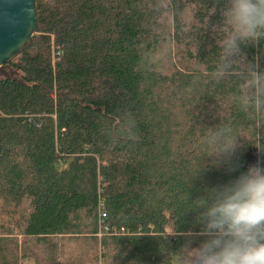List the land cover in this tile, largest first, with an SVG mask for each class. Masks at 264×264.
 I'll return each instance as SVG.
<instances>
[{"label": "trees", "instance_id": "16d2710c", "mask_svg": "<svg viewBox=\"0 0 264 264\" xmlns=\"http://www.w3.org/2000/svg\"><path fill=\"white\" fill-rule=\"evenodd\" d=\"M36 5L0 71V264H178L192 200L264 167V121L212 77L222 0ZM242 51L264 70V39ZM219 124L244 145L236 168L200 172ZM99 199L124 233L101 229Z\"/></svg>", "mask_w": 264, "mask_h": 264}, {"label": "clouds", "instance_id": "9594fccd", "mask_svg": "<svg viewBox=\"0 0 264 264\" xmlns=\"http://www.w3.org/2000/svg\"><path fill=\"white\" fill-rule=\"evenodd\" d=\"M220 16L215 25L222 33L220 54L212 77L216 83L235 77L236 99L264 121V70L241 60H246L242 45L264 39V0H222ZM204 141L211 152L200 172L222 166L235 170L233 157L244 145L230 125L209 129ZM192 201L198 203L188 212L195 213L199 231L178 232L186 238L178 264H264V167L259 162L223 185L204 189Z\"/></svg>", "mask_w": 264, "mask_h": 264}, {"label": "water", "instance_id": "95a60500", "mask_svg": "<svg viewBox=\"0 0 264 264\" xmlns=\"http://www.w3.org/2000/svg\"><path fill=\"white\" fill-rule=\"evenodd\" d=\"M38 20L36 0H0V71L29 41ZM254 160L246 165L252 166Z\"/></svg>", "mask_w": 264, "mask_h": 264}, {"label": "built area", "instance_id": "2783aa9c", "mask_svg": "<svg viewBox=\"0 0 264 264\" xmlns=\"http://www.w3.org/2000/svg\"><path fill=\"white\" fill-rule=\"evenodd\" d=\"M98 215H99V223H100V226H101V229L104 230V232H110V233H113V234H121V233H124L125 230L123 227H120L119 229L116 228V227H110L107 226V224H105L104 222V218L106 217V213L103 209V203L101 201V199H99V202H98ZM99 235H101V230L99 231Z\"/></svg>", "mask_w": 264, "mask_h": 264}, {"label": "rangeland", "instance_id": "374dc122", "mask_svg": "<svg viewBox=\"0 0 264 264\" xmlns=\"http://www.w3.org/2000/svg\"><path fill=\"white\" fill-rule=\"evenodd\" d=\"M250 160V159H249Z\"/></svg>", "mask_w": 264, "mask_h": 264}]
</instances>
